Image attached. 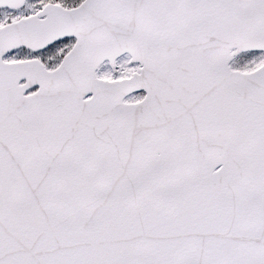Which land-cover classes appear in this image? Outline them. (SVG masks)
Wrapping results in <instances>:
<instances>
[{
	"label": "snow or ice",
	"instance_id": "6c2138e0",
	"mask_svg": "<svg viewBox=\"0 0 264 264\" xmlns=\"http://www.w3.org/2000/svg\"><path fill=\"white\" fill-rule=\"evenodd\" d=\"M0 264H264V0H0Z\"/></svg>",
	"mask_w": 264,
	"mask_h": 264
}]
</instances>
